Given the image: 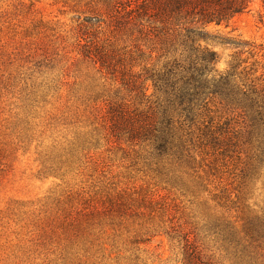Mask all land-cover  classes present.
Masks as SVG:
<instances>
[{
  "label": "rangeland",
  "instance_id": "1",
  "mask_svg": "<svg viewBox=\"0 0 264 264\" xmlns=\"http://www.w3.org/2000/svg\"><path fill=\"white\" fill-rule=\"evenodd\" d=\"M110 2L0 0V264H183L186 237L208 264H264V239L245 238L252 220L264 229V144L247 140L239 112L210 105L240 132L236 147L230 159L197 150L182 181L111 129L107 110L130 118V75L144 64L131 63L130 24ZM208 31L252 46L253 58H238L264 78V0ZM208 47L214 74L226 73L236 50ZM221 220L238 245L218 232Z\"/></svg>",
  "mask_w": 264,
  "mask_h": 264
},
{
  "label": "trees",
  "instance_id": "2",
  "mask_svg": "<svg viewBox=\"0 0 264 264\" xmlns=\"http://www.w3.org/2000/svg\"><path fill=\"white\" fill-rule=\"evenodd\" d=\"M251 2L130 0L123 11H119L120 0L109 3L113 17L122 16L123 24H130V61L143 63L144 72L130 75V92L135 93L130 118L114 105L107 110V121L127 142L147 148L148 158L155 160V164L174 167L168 172L164 170L174 180L182 181L181 173L188 174L195 168L197 150H201V155L231 158L240 132L234 131L229 121L211 116L210 105H219L226 112H239L245 119L247 140L264 144V78L262 74L257 76L254 64H248L257 52L246 43L208 31L211 26L227 28L248 10ZM209 42L236 50L226 73L214 74L217 56L209 49ZM84 47L88 54L85 56L109 68L107 57L97 48ZM243 54L249 58L240 60L238 57ZM152 61L160 65L158 70L146 69ZM147 82L153 87L150 96L146 94ZM141 106L146 111L139 112ZM107 203L109 207L114 205L112 199ZM246 228L245 238L251 243L264 239V229H260L257 219L248 222ZM217 229L229 244L238 245L228 223L221 220ZM185 242L183 264H208L189 247L187 237ZM132 244L143 243L135 240Z\"/></svg>",
  "mask_w": 264,
  "mask_h": 264
}]
</instances>
